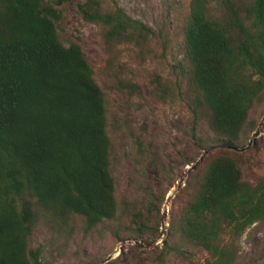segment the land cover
Returning <instances> with one entry per match:
<instances>
[{"label": "trees", "instance_id": "16d2710c", "mask_svg": "<svg viewBox=\"0 0 264 264\" xmlns=\"http://www.w3.org/2000/svg\"><path fill=\"white\" fill-rule=\"evenodd\" d=\"M64 1L0 0V264H46L30 243L39 224L56 236L78 223L88 234L125 221L136 239L159 229L150 202L143 213L115 198L105 95L81 48L60 39ZM78 13L110 52L142 48L152 34L113 0H85ZM182 38L184 97L214 136L202 150L220 153L187 183L189 200L168 229L181 244L164 242L159 259L186 245L206 252L202 264H234L241 238L264 221V176L244 181L234 150L264 104V0H190Z\"/></svg>", "mask_w": 264, "mask_h": 264}, {"label": "rangeland", "instance_id": "374dc122", "mask_svg": "<svg viewBox=\"0 0 264 264\" xmlns=\"http://www.w3.org/2000/svg\"><path fill=\"white\" fill-rule=\"evenodd\" d=\"M84 1L66 0L57 7L62 17L59 36L65 46L74 43L81 48L105 95L116 200L120 204L132 203L143 213L151 208L150 202V221L159 229L151 236L136 239L123 229V225L127 227L125 221L106 223L88 234L80 231L78 223L72 234L56 236L39 224L31 236V246L43 247L46 264H202L206 252L186 245L180 246L182 255L165 254L162 262L159 259L164 242L181 244L170 237L168 229L172 217L179 215L189 200L187 183L212 156L220 153L211 146L209 154L188 173V168L207 151L201 145L214 139L207 122L193 118L184 97L182 30L190 0H113L152 34L142 48L123 44L111 52L101 28L84 21L78 13V5ZM124 84H134L138 90L124 88ZM263 116L264 104L256 102L247 119L253 130L238 143V149L247 147ZM260 129L263 133L252 146L239 153L244 156L242 179L249 183L264 176V123ZM174 189L177 193L165 209V234L159 240L165 203ZM239 248L234 264H264V221L244 234ZM110 256L113 257L108 260Z\"/></svg>", "mask_w": 264, "mask_h": 264}, {"label": "water", "instance_id": "95a60500", "mask_svg": "<svg viewBox=\"0 0 264 264\" xmlns=\"http://www.w3.org/2000/svg\"><path fill=\"white\" fill-rule=\"evenodd\" d=\"M263 123H264V116H263V118H262V120H261V123H260V125L258 126V128H257V129L255 130V132L251 135L247 147L242 148V149H238V148H236V149H234V150H235L236 152H238V153H243V152H245L246 150H248V149L252 146V144L254 143L255 139H256L257 137H259V136L263 133V132L261 131V129H260V127H261V125H262ZM210 151H211V150L204 151V153L202 154V156L200 157V159L197 161V163H195L194 165H192V166H190V167L188 168V173H191L192 171H194V170L197 168V166L202 162V160L204 159V157H205L206 155L209 154ZM184 181H185V178H183V179L181 180L180 184H182ZM176 193H177V189H174L173 192H171V194L167 197V200H166V203H165V207H164V211H163V214H162L163 220H162V223H161L160 234H159V236H158V239H159V240H160V239L164 236V234H165V230H164V227H165V221H164V220H165V211H166L165 209L167 208L169 202H170L171 199L175 196ZM112 257H113V256H110V257L108 258V260L111 259Z\"/></svg>", "mask_w": 264, "mask_h": 264}]
</instances>
